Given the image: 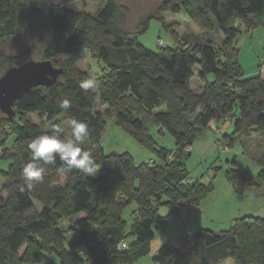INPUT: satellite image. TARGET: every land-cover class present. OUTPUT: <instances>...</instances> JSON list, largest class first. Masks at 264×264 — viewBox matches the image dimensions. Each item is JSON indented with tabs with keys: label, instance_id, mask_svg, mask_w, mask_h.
Segmentation results:
<instances>
[{
	"label": "trees",
	"instance_id": "16d2710c",
	"mask_svg": "<svg viewBox=\"0 0 264 264\" xmlns=\"http://www.w3.org/2000/svg\"><path fill=\"white\" fill-rule=\"evenodd\" d=\"M126 10L116 0H105L93 17L50 0H0V46L18 35L23 16L39 29L35 42L17 54L0 48V76L7 67L33 58L62 68L54 83L33 87L16 100L11 118L0 111V159L8 161L0 169V264L132 263L150 249L155 230L165 227L161 205L171 213L199 205L207 194L208 185L186 182L183 159L189 154L186 147L211 120L232 121V132L218 140L228 149L236 138L264 137V81L259 75L244 76L235 45L242 32L264 28V0H163L139 21L135 33L121 25ZM180 11L201 34L220 31L221 42L197 35L179 42L172 30L179 42L174 49L154 52L137 43L135 34L146 31L152 18L163 20L164 13ZM84 50L106 67L95 79L98 94L79 87L89 79L76 64ZM196 65L201 93L190 87ZM64 100L71 105L67 110L60 107ZM97 104L106 107L101 111ZM163 105L164 111L153 112ZM31 113L44 116L48 127L33 124ZM59 116L67 123L61 138H67L71 119L88 125L80 146L91 152L98 176L79 169L63 172L57 158L39 163L42 179L29 190L21 176L31 157L28 145L60 127ZM105 117L154 151L159 161L135 164L128 152L105 153L100 145ZM151 123L172 134L173 152L157 143ZM9 136L13 143L5 147ZM257 162V181L264 182V152ZM227 179L239 193L259 186L246 170L231 169ZM130 203L136 208L126 228L122 211ZM65 220L69 225L61 227ZM120 241L128 247L118 248ZM228 259L264 264V218L245 215L218 232L202 227L182 232L162 244L154 257L156 264H223Z\"/></svg>",
	"mask_w": 264,
	"mask_h": 264
},
{
	"label": "rangeland",
	"instance_id": "374dc122",
	"mask_svg": "<svg viewBox=\"0 0 264 264\" xmlns=\"http://www.w3.org/2000/svg\"><path fill=\"white\" fill-rule=\"evenodd\" d=\"M53 3H62L67 8L91 16H96L98 11L104 6L105 0H50ZM121 6L127 7L124 12L122 27L135 33L139 21L148 13L154 11L156 6L163 0H116ZM163 20L152 18L146 31L135 34L137 43L143 45L147 49L159 52L167 49H174L179 42L184 41L186 37L197 35L203 39L209 37L219 44L221 42V32L212 29L209 33L201 34L194 22L184 13H164ZM119 19V18H118ZM236 24V23H235ZM172 30L177 34L178 41L173 38ZM260 30V28L258 29ZM173 31V32H174ZM245 34V33H244ZM39 29L23 16L21 27L18 35L0 46L7 54H17L21 50L26 49L33 44L38 38ZM224 36V35H223ZM222 36V37H223ZM243 34L235 39V45L239 49L243 40ZM256 39H254L255 41ZM246 49L249 58L253 56L252 51ZM35 59V58H33ZM259 64L264 65V50L258 59ZM77 66L88 73L89 78L96 81V77L106 72V67L103 61H98L91 58L89 53L84 50L81 52L77 61ZM197 67V66H194ZM213 75H208V80H212ZM96 85V84H95ZM193 90L196 89V82H193ZM98 94L96 86L91 89ZM106 105L97 104V108L104 110ZM166 109L165 105L156 107L153 112L158 113ZM28 119L35 125H44L48 127V121H43L44 116L38 113H31ZM60 127L67 129V123L62 116L57 117ZM221 120H211L199 134L193 139L190 144L189 154L184 157L183 163L187 172L186 182L199 181L209 186V190L205 197L201 200L198 208H185L169 213L164 205L159 207V214L166 216V225L164 228L155 230L154 238L151 240L150 249L143 255L135 258L129 264H156L154 257L158 248L172 239L175 235L182 232L187 234L193 233L197 228L207 229H222L229 228L232 220L245 215H252L264 218V182L257 181V176L261 172V166L257 162V158L264 152V137H258L254 134L245 137L236 138L230 149H224L223 144L218 140L222 133L230 134L233 129L232 121L226 124L223 131H217V128L222 126ZM150 133L159 145L164 146L168 151L175 150V143L172 134L166 129H160L154 124L149 125ZM67 133V132H66ZM13 136L5 141V147H10L13 143ZM100 145L105 153L110 152H128L135 164L149 162V160L159 161L157 154L144 147L141 143L135 140L127 132L122 130L114 121L113 118L105 117V127L100 139ZM0 147V153H1ZM31 158V157H30ZM41 163V162H40ZM8 161L0 159V169L7 167ZM98 169V168H97ZM231 169L246 170L250 179L256 181L259 186H246L241 193L235 191L232 184L227 179V173ZM99 172V170H98ZM98 176V173L95 177ZM191 179V180H190ZM3 178L0 177V188L3 185ZM64 185V184H63ZM4 194V193H3ZM118 197L116 201H121ZM38 209L40 204L35 202ZM135 204L130 203L124 206L122 218L125 221L126 228L132 223V213ZM203 211V212H202ZM169 213V214H168ZM70 222L62 221L61 227H67ZM40 237L37 235V240ZM25 247H21L19 255H22ZM36 264V263H34ZM223 264H234L232 259L226 260Z\"/></svg>",
	"mask_w": 264,
	"mask_h": 264
},
{
	"label": "clouds",
	"instance_id": "9594fccd",
	"mask_svg": "<svg viewBox=\"0 0 264 264\" xmlns=\"http://www.w3.org/2000/svg\"><path fill=\"white\" fill-rule=\"evenodd\" d=\"M95 81L91 78L82 80L79 87L89 90L95 87ZM60 107L67 110L71 107L68 100L61 102ZM69 133L67 138H61L64 129L54 127L51 134H43L34 138L28 145L31 158L22 170L21 176L27 189L34 187L33 182L42 179L44 169L39 166L40 162L48 163L55 159L61 161V171L71 172L73 169L82 170L87 176L95 177L98 173L96 163L90 151L83 149L80 144L87 138L88 125L76 119L68 123ZM23 191L24 188L22 187Z\"/></svg>",
	"mask_w": 264,
	"mask_h": 264
},
{
	"label": "water",
	"instance_id": "95a60500",
	"mask_svg": "<svg viewBox=\"0 0 264 264\" xmlns=\"http://www.w3.org/2000/svg\"><path fill=\"white\" fill-rule=\"evenodd\" d=\"M62 68L49 60L29 59L7 67L0 76V111L9 118L14 114L12 104L33 87L54 83Z\"/></svg>",
	"mask_w": 264,
	"mask_h": 264
},
{
	"label": "crops",
	"instance_id": "0c3cea01",
	"mask_svg": "<svg viewBox=\"0 0 264 264\" xmlns=\"http://www.w3.org/2000/svg\"><path fill=\"white\" fill-rule=\"evenodd\" d=\"M259 28L256 29H252L251 31L248 32H242L241 34H243V40L241 43V47L238 49V62L240 64V66L243 69L244 72V76L245 77H254V76H260L261 79L264 81V65L261 63L259 64L258 59L262 53V50H264V28H260V30H258ZM245 33V34H244ZM240 34V35H241ZM223 35L221 34V39L224 37H222ZM254 39H256L254 41ZM248 48L252 51L253 56L250 59L249 55L246 51V49L243 48ZM197 67H193V75L190 78V87L193 90L192 86H193V82H196V89L193 90L196 93H201L202 92V85L203 83L200 81V79L198 78L197 74L198 71L200 70V67L198 65H196ZM224 122L221 126H222V130L225 129L226 124L228 123ZM200 205V204H199ZM197 205V206H199ZM197 206L193 207L194 209L198 208ZM136 208V205H135ZM134 208V210H135ZM191 208V207H190ZM189 209V208H187ZM185 209V210H187ZM203 212V211H202ZM210 229V228H209ZM214 232H218L222 229L216 230V229H210Z\"/></svg>",
	"mask_w": 264,
	"mask_h": 264
},
{
	"label": "built area",
	"instance_id": "2783aa9c",
	"mask_svg": "<svg viewBox=\"0 0 264 264\" xmlns=\"http://www.w3.org/2000/svg\"><path fill=\"white\" fill-rule=\"evenodd\" d=\"M223 147H224V149H227V150H228L227 147H225V146H223ZM189 149H190V147L187 146V147H186V150L188 151ZM117 247H118V248H127V247H128V243H127L126 241H120V242L117 244Z\"/></svg>",
	"mask_w": 264,
	"mask_h": 264
}]
</instances>
